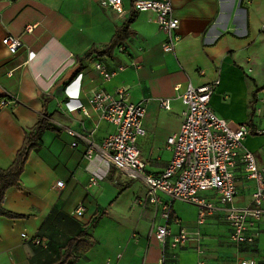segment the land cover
<instances>
[{
	"label": "crops",
	"instance_id": "obj_1",
	"mask_svg": "<svg viewBox=\"0 0 264 264\" xmlns=\"http://www.w3.org/2000/svg\"><path fill=\"white\" fill-rule=\"evenodd\" d=\"M101 1L0 0V99L16 98L0 107V168L12 163L39 117L55 128L42 131L19 184L4 194L2 207L18 216H0V264H50L79 235V247L90 246L72 264H237L242 257L263 258L264 214L255 241L237 244L228 238L221 209L199 224L197 206L160 192L151 201L140 179H128L113 167L90 185L87 142L78 139L73 146L66 128L100 143L115 128L87 98L97 90L127 87L131 100H148L145 134L137 145L144 171L156 175L171 157L165 140L183 119L180 95L189 83L215 80L213 111L230 123L263 128L255 111L261 90L252 106L250 101L254 89L264 85V0H172L179 21L173 52L162 49L165 35L151 12H137L132 0H122L124 14H117ZM130 16L129 35L109 55L83 58L92 47L102 50ZM6 35L22 43L14 54L2 44ZM96 62L112 73L108 79L95 69ZM160 98L169 100V109L160 106ZM78 103L86 112L72 108ZM243 146L264 163V134L251 132ZM234 173V202L249 205L255 184L245 178L240 160ZM200 195L218 205L212 191ZM163 203H170L168 222L160 216ZM78 207L81 215L75 213ZM162 224L170 230L164 245L154 233ZM181 229L191 238L173 247L171 239Z\"/></svg>",
	"mask_w": 264,
	"mask_h": 264
},
{
	"label": "built area",
	"instance_id": "obj_2",
	"mask_svg": "<svg viewBox=\"0 0 264 264\" xmlns=\"http://www.w3.org/2000/svg\"><path fill=\"white\" fill-rule=\"evenodd\" d=\"M101 2L110 6L117 14H124L122 0ZM132 7L137 12H151L154 15L155 22L165 35L162 49L173 52L179 39L176 33L179 21L173 15L172 0H132ZM31 28L32 25L26 26V31ZM2 44L12 54L22 46L19 38L12 35L4 36ZM94 67L103 79L112 75L101 63L96 62ZM218 83V80L200 85L189 83L182 92L180 99L185 107L183 119L179 130L165 140L171 157L163 171L156 175L144 171L137 145L138 139L145 134L143 119L148 100H131L125 86H120L113 92L97 90L87 98V104L98 116L115 128L100 143L87 140L70 128H66V132L74 139L73 146L78 139L87 142L85 158L90 185L102 181L113 167L128 179H140L151 201H156V194L160 192L171 201L178 200L197 206L199 224L207 215L221 209L223 219L230 226L229 240L237 244H252L258 235L256 225L264 214V163L259 164L255 155L243 146L251 128L245 123H230L213 111L210 99ZM177 88L176 86L175 89ZM261 94L264 95V89ZM15 101L14 97L1 98L0 107ZM159 101L161 107L169 109L167 98H160ZM72 108L86 112L82 103ZM255 111L264 119V96L257 97ZM254 133L264 134V127L255 128ZM239 160L243 164L245 178L255 184L251 203L244 206L234 202L238 192L234 170ZM62 184V181L56 183L57 186ZM204 191H212L218 205L202 197L200 193ZM82 211V207H78L75 213L81 215ZM160 216L166 222L171 219L170 203L161 204ZM154 233L164 245L170 230L166 224H162L156 226ZM190 238V233L181 229L178 234L173 235L170 244L176 247ZM237 264H264V255L261 259L242 257Z\"/></svg>",
	"mask_w": 264,
	"mask_h": 264
},
{
	"label": "trees",
	"instance_id": "obj_3",
	"mask_svg": "<svg viewBox=\"0 0 264 264\" xmlns=\"http://www.w3.org/2000/svg\"><path fill=\"white\" fill-rule=\"evenodd\" d=\"M132 22V17H128L124 23L117 27L114 35L110 39L109 43L102 49L99 50L95 47L90 48L84 55L83 58H88L93 54L98 56L109 55L114 47L121 43L130 33L129 25ZM264 89L262 87H256L252 94L250 105L255 101V94ZM45 129H55L54 126L46 120L45 117H39L37 123L25 133V137L20 149L17 151L16 156L12 163L7 168H0V216L17 217L18 215L8 212L2 207V201L4 194L9 187L16 186L20 182V175L23 171L27 156L29 152L40 145V134ZM254 132V129H251ZM80 236L71 238L66 245L61 249L59 258L50 264H72L73 260L76 259L80 254L85 252L89 248V244L85 245L84 248L79 247Z\"/></svg>",
	"mask_w": 264,
	"mask_h": 264
}]
</instances>
